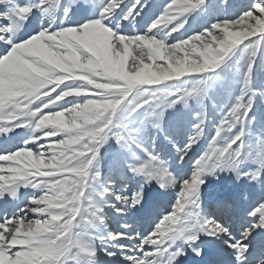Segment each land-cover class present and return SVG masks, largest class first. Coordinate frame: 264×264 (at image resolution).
<instances>
[{"label":"snow or ice","instance_id":"snow-or-ice-1","mask_svg":"<svg viewBox=\"0 0 264 264\" xmlns=\"http://www.w3.org/2000/svg\"><path fill=\"white\" fill-rule=\"evenodd\" d=\"M0 264H264V0H0Z\"/></svg>","mask_w":264,"mask_h":264},{"label":"bare ground","instance_id":"bare-ground-1","mask_svg":"<svg viewBox=\"0 0 264 264\" xmlns=\"http://www.w3.org/2000/svg\"><path fill=\"white\" fill-rule=\"evenodd\" d=\"M228 188H231V183L229 182V184L227 185V190H228ZM208 189V191L206 192V200L210 197V196H213V191H214V189H209V188H207ZM226 190V191H227ZM225 191V192H226ZM220 191L219 190H215V193H219ZM225 192H223L222 193V195L225 193ZM217 196V195H216ZM216 196H213L212 197V199L211 200H209V201H212V200H214V197H216ZM217 197H220V196H217Z\"/></svg>","mask_w":264,"mask_h":264},{"label":"rangeland","instance_id":"rangeland-1","mask_svg":"<svg viewBox=\"0 0 264 264\" xmlns=\"http://www.w3.org/2000/svg\"><path fill=\"white\" fill-rule=\"evenodd\" d=\"M214 182H215V181H213V180H210V181H209V183H214ZM209 186H211V185H209Z\"/></svg>","mask_w":264,"mask_h":264}]
</instances>
